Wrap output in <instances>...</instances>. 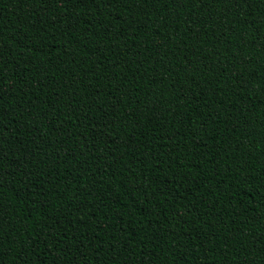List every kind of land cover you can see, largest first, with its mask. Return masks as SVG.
<instances>
[{
    "label": "trees",
    "instance_id": "1",
    "mask_svg": "<svg viewBox=\"0 0 264 264\" xmlns=\"http://www.w3.org/2000/svg\"><path fill=\"white\" fill-rule=\"evenodd\" d=\"M70 12L0 0L3 264H264V0Z\"/></svg>",
    "mask_w": 264,
    "mask_h": 264
},
{
    "label": "snow or ice",
    "instance_id": "2",
    "mask_svg": "<svg viewBox=\"0 0 264 264\" xmlns=\"http://www.w3.org/2000/svg\"><path fill=\"white\" fill-rule=\"evenodd\" d=\"M40 2L42 4L47 5L48 3H54V4H60L63 5L65 7V9L71 8L73 9V12L69 13V16H72L75 8L77 7V5H84V4H96L97 6H99L100 4H104L105 6H111V0H40ZM175 2H178L180 5H184L185 0H175ZM189 6L191 5V3L193 2V0H187ZM195 2L200 3L202 2V0H195ZM207 2L209 4L213 3L214 0H207ZM237 3H247L248 0H236ZM262 90H264V88H262ZM47 115V114H45ZM73 115H75V113H73ZM58 118V117H57ZM3 157H0V159H2ZM3 205L2 203H0V209H2ZM49 219L51 220H55V217H50ZM58 223V221H57ZM6 227L5 223H4V218L3 215L0 214V264H3V257L5 255V251H4V238H5V232H4V228ZM48 227L47 224L43 225L41 228H34L33 231L35 232L36 236L39 237V239H34L31 242V245H29V251H40V245L44 244L45 247L48 246V244H53L54 246H58L60 243V240H62L63 234L62 233H57L56 236L52 237V239H49V236L51 235V233L49 232H45L44 228ZM70 230V229H69ZM52 232H56V229H52ZM75 239V238H73ZM65 255H68L69 252H64ZM27 255L28 252H25L23 256H20L19 253H17V256L19 258L20 264H29L28 260H27ZM59 257V256H57ZM59 260V258L57 260L53 261V264H57V261ZM72 264H75V261L72 262Z\"/></svg>",
    "mask_w": 264,
    "mask_h": 264
}]
</instances>
